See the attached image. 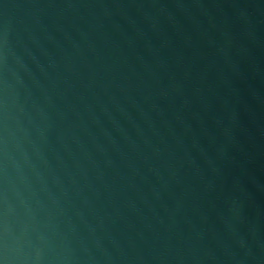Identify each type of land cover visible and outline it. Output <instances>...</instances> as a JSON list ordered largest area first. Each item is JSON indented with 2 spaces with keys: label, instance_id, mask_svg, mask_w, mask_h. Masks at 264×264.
Listing matches in <instances>:
<instances>
[{
  "label": "water",
  "instance_id": "1",
  "mask_svg": "<svg viewBox=\"0 0 264 264\" xmlns=\"http://www.w3.org/2000/svg\"><path fill=\"white\" fill-rule=\"evenodd\" d=\"M0 264H264V0H0Z\"/></svg>",
  "mask_w": 264,
  "mask_h": 264
}]
</instances>
